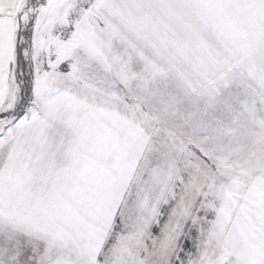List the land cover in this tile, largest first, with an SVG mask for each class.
<instances>
[{"label":"snow or ice","instance_id":"snow-or-ice-1","mask_svg":"<svg viewBox=\"0 0 264 264\" xmlns=\"http://www.w3.org/2000/svg\"><path fill=\"white\" fill-rule=\"evenodd\" d=\"M0 264H264V0H0Z\"/></svg>","mask_w":264,"mask_h":264}]
</instances>
